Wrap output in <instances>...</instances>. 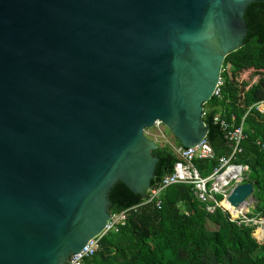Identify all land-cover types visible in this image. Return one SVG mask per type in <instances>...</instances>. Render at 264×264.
<instances>
[{
  "label": "water",
  "instance_id": "1",
  "mask_svg": "<svg viewBox=\"0 0 264 264\" xmlns=\"http://www.w3.org/2000/svg\"><path fill=\"white\" fill-rule=\"evenodd\" d=\"M261 1L0 0V264H68L117 182L144 198L156 122L184 148L207 136L203 104Z\"/></svg>",
  "mask_w": 264,
  "mask_h": 264
},
{
  "label": "trees",
  "instance_id": "2",
  "mask_svg": "<svg viewBox=\"0 0 264 264\" xmlns=\"http://www.w3.org/2000/svg\"><path fill=\"white\" fill-rule=\"evenodd\" d=\"M244 21L247 33L242 47L223 61L220 96L213 95L203 104L206 139L214 156L196 157L192 163L201 176H207L220 157L229 155L231 146L213 118L229 120L234 115L245 138L233 161L243 165L245 181L253 183L255 203L252 209L239 206L229 213L235 217L244 211L248 218H260L264 217V152L256 141L264 142V114L250 106L264 100V1L249 3ZM152 155L158 161L150 185L170 173L177 161L167 144L158 145ZM108 199L111 214L128 209L125 222L116 231L104 233L98 250L85 257L83 264H264V241L253 236L258 224H237L219 208L206 212L189 184L164 188L159 207L143 203L140 194L121 182L112 187Z\"/></svg>",
  "mask_w": 264,
  "mask_h": 264
},
{
  "label": "built area",
  "instance_id": "3",
  "mask_svg": "<svg viewBox=\"0 0 264 264\" xmlns=\"http://www.w3.org/2000/svg\"><path fill=\"white\" fill-rule=\"evenodd\" d=\"M222 84L221 76L213 92L214 96H220L219 87ZM254 108L264 114V100L254 103L250 108ZM213 122L217 123L223 133L224 138L231 146V152L227 156H222L218 159V165L213 168L212 172L207 176H201L198 170L194 167L192 161L194 158H213L214 152L209 145L206 137L198 144L192 147L184 148L180 146H172L177 161L174 163L172 171L165 174L161 179L154 182L146 189L143 198V203L154 202L157 207L160 206V195L164 188L172 184H189L193 188L195 197L200 203L205 204V211L212 213L216 208L228 213L229 219L240 224H258V227H264V217L248 218L243 212H240L235 217L231 216L222 205L221 201L227 198L237 184L243 182L245 177V168L241 164L234 163L235 155L241 151L240 142L245 138L242 124H235V116L231 115L229 120L216 115ZM163 125L156 122L152 127ZM145 133V131H144ZM256 144L264 152V142L257 140ZM221 197V199H219ZM229 204V203H228ZM128 210V209H127ZM127 210L119 213L111 214L110 221L106 229L100 235L89 239L83 248L74 253L68 264H83L85 257L92 256L98 250V241L100 237L108 230H117L119 225H123L126 219Z\"/></svg>",
  "mask_w": 264,
  "mask_h": 264
},
{
  "label": "rangeland",
  "instance_id": "4",
  "mask_svg": "<svg viewBox=\"0 0 264 264\" xmlns=\"http://www.w3.org/2000/svg\"><path fill=\"white\" fill-rule=\"evenodd\" d=\"M145 135H146V137L152 139L157 145L162 146L164 144H167L170 147L176 146V142H175L174 136L172 135V133H170L168 131V129L164 125H159L157 127L155 126V127H151V128L145 129ZM242 180H243V182H246L245 179L242 178ZM254 203H255V200L252 197H249V198L246 199V207L247 208L252 209L254 207ZM243 213H244V211H243ZM207 227L210 228V229L213 228L209 224L207 225ZM255 230L253 232V236L258 240V242L261 243L262 241H264V239L263 240H259L254 235L255 234Z\"/></svg>",
  "mask_w": 264,
  "mask_h": 264
},
{
  "label": "bare ground",
  "instance_id": "5",
  "mask_svg": "<svg viewBox=\"0 0 264 264\" xmlns=\"http://www.w3.org/2000/svg\"><path fill=\"white\" fill-rule=\"evenodd\" d=\"M221 205L229 212H232L234 210H237V208L232 207L230 204H228L225 200L222 201ZM240 206H246V204H242ZM259 240L264 239V227L259 226L256 230H255V234H254Z\"/></svg>",
  "mask_w": 264,
  "mask_h": 264
},
{
  "label": "crops",
  "instance_id": "6",
  "mask_svg": "<svg viewBox=\"0 0 264 264\" xmlns=\"http://www.w3.org/2000/svg\"><path fill=\"white\" fill-rule=\"evenodd\" d=\"M222 202V201H221Z\"/></svg>",
  "mask_w": 264,
  "mask_h": 264
}]
</instances>
